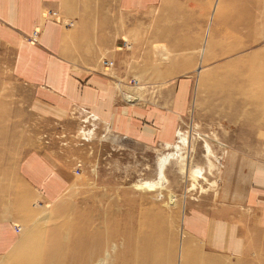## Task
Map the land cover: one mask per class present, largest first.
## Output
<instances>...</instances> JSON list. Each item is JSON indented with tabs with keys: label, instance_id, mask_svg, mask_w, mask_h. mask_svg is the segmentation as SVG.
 <instances>
[{
	"label": "rangeland",
	"instance_id": "374dc122",
	"mask_svg": "<svg viewBox=\"0 0 264 264\" xmlns=\"http://www.w3.org/2000/svg\"><path fill=\"white\" fill-rule=\"evenodd\" d=\"M219 1L215 10L216 0H164L120 15L116 4L80 0L81 14L97 13L100 26L113 7L111 15L120 20L107 51L116 52H102L98 60L103 74L115 79L120 101L135 107L141 122L155 125L152 133L141 127L134 137L116 134L81 106L55 113L62 101L19 81L15 48L0 39V219L12 220L16 235L0 264H80L99 235L101 241L111 237L90 264L100 257V264H264V226L248 208L221 210L226 236L200 239L187 224L195 218L191 212L220 207L224 153L234 133L252 123L253 112L233 111L223 95L228 103L246 79L264 81V0ZM251 24L260 38L252 39ZM243 54L255 57V70L244 73L245 63L237 60ZM42 99L52 109L40 110ZM169 123L170 141L163 138ZM178 132L189 136L190 145L180 150L185 162L171 158L161 176V159L176 152ZM43 148L58 154L72 177L52 199L20 170L29 152ZM81 237L90 240L79 243Z\"/></svg>",
	"mask_w": 264,
	"mask_h": 264
},
{
	"label": "crops",
	"instance_id": "0c3cea01",
	"mask_svg": "<svg viewBox=\"0 0 264 264\" xmlns=\"http://www.w3.org/2000/svg\"><path fill=\"white\" fill-rule=\"evenodd\" d=\"M163 1L104 0V4H116V13L122 15L143 12ZM81 7L80 0H0V39L15 48V77L41 95L62 101V107L54 109L57 114L65 107L81 106L118 135L134 137L133 132L141 127L146 134L152 133L154 123L141 122L142 115L137 114L136 108L120 101L115 79L103 74L100 68L98 59L102 52L115 45L114 29L116 21H120L111 15L115 8L101 16L100 26L98 14L82 15ZM251 30L252 39L259 36L252 24ZM237 60L245 63L244 73L257 68L255 57L243 54ZM244 85L240 93L229 94L228 103L226 94L222 101L226 107L231 104L233 111L253 112L249 115L253 117L252 123L234 133L224 153L217 178L220 207L217 211L191 212L195 218H188V229L200 239L229 234V224L221 219V210L237 206L248 208L252 220L264 226V118L259 112L264 110V81L251 77ZM38 106L40 110L52 109L51 103L46 104L43 99ZM172 127L169 123L163 129L165 140H172ZM20 170L26 182L47 199L61 194L71 184L69 166H64L50 149L29 152ZM13 228L12 220L0 219V254L8 253L16 245Z\"/></svg>",
	"mask_w": 264,
	"mask_h": 264
},
{
	"label": "bare ground",
	"instance_id": "6f19581e",
	"mask_svg": "<svg viewBox=\"0 0 264 264\" xmlns=\"http://www.w3.org/2000/svg\"><path fill=\"white\" fill-rule=\"evenodd\" d=\"M219 0H216V3H217V5H216V7H215V10H217V6H218V4H219ZM237 46V45H236ZM238 47V46H237ZM177 136H179V139H178V142L175 144V148H176V152H172L171 154H168V155H165V156H163L162 157V159H161V162H160V171H159V173H160V175L162 176L163 174H164V169H165V164L167 163V161L168 160H170L171 158H179L178 160H180V162H185V157L181 154V144H183V145H185V144H187V145H190L189 143V136L188 135H186V134H184L183 132H178V135ZM167 165V164H166ZM192 170V169H191ZM191 172V171H190ZM194 172L195 173H197V174H200V172H201V169H195L194 170ZM146 184H148L149 185V187H151V186H153L154 184H151L150 182H146ZM174 199V198H173ZM171 204V203H170ZM83 236H84V234H83ZM110 237L111 236H104V239L101 241V239H102V236L101 235H99L98 237H96L94 240H95V242H97V245H96V247L94 248V250L91 252V254L90 255H88V257L86 256V257H84L83 259L84 260H82L81 259V261H80V264H90V262L95 258L94 257V255L95 254H97V253H99V251H100V249H101V247L103 246V245H105L106 243H107V240H109L110 239ZM146 238V240H148L149 242H150V244H152V243H154V238L153 237H148V236H146L145 237ZM90 239L89 238H87V237H81V239H78V242L79 243H84V242H86V241H89ZM104 242V243H103ZM153 247H157V245H153ZM155 250H153V252H154ZM104 259V257H100L99 258V263H97V264H100L101 263V261ZM148 259H151V258H148ZM152 259H153V257H152ZM103 261H105V260H103Z\"/></svg>",
	"mask_w": 264,
	"mask_h": 264
},
{
	"label": "built area",
	"instance_id": "2783aa9c",
	"mask_svg": "<svg viewBox=\"0 0 264 264\" xmlns=\"http://www.w3.org/2000/svg\"><path fill=\"white\" fill-rule=\"evenodd\" d=\"M111 63V62H110ZM111 64H113V63H111Z\"/></svg>",
	"mask_w": 264,
	"mask_h": 264
}]
</instances>
